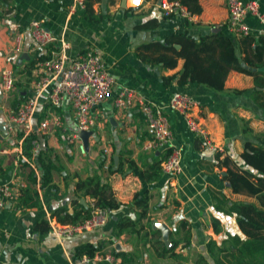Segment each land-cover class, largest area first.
Wrapping results in <instances>:
<instances>
[{"label": "crops", "instance_id": "0c3cea01", "mask_svg": "<svg viewBox=\"0 0 264 264\" xmlns=\"http://www.w3.org/2000/svg\"><path fill=\"white\" fill-rule=\"evenodd\" d=\"M72 1L0 0V71L9 66L16 75L8 92L2 89L0 78V180L15 183L22 179L23 189L38 191L35 205L23 204L18 195L0 209V264H194L200 255L215 264L208 255L207 241L213 238L220 243L234 233L244 237L230 208L234 201L254 197L232 190L222 174L226 167L216 163L214 154L219 150L221 157L228 155L238 166L248 168L240 153L245 141L258 137L264 141V106L260 103L264 102V85H256L252 74L236 69L228 72L221 90L197 82L180 85L175 80L164 81L163 76L179 72L183 58L178 57L173 67L162 66L154 58L166 51L161 44L175 32L187 30L199 38L218 28L229 34L226 0H199L201 11L192 13L190 23L180 15L164 14L162 0H142L135 6L130 0H85L83 7L70 10ZM256 1L264 14V0ZM34 19H40L58 36H65L70 55L86 46L98 50L114 79L109 95L90 110L93 133L88 149L78 134L74 136L76 119L68 98L58 107L48 103L54 81L38 99L30 154L24 150L20 126L10 121L15 98L28 97L35 82L45 75L37 61L28 73L27 60L57 46L49 44L36 50L30 30ZM244 20L251 26V34H264V21L249 12ZM234 36L238 41L239 35ZM152 42L157 44L144 49ZM22 52L30 57L19 61ZM259 67L255 70L264 69V65ZM259 75L264 77L263 73ZM173 90L186 92L195 100L193 112L206 125L212 144H203L178 111L164 107L172 142L180 151L181 169L170 176L160 167L158 176L147 177L150 165H158L169 148L143 147L150 132L138 100L165 105ZM121 93L134 103H118ZM51 113L60 114L61 122H51L41 131L37 126ZM243 120L249 126L247 131L243 130ZM39 154L56 166L51 170V182L56 187L46 193L40 185L43 167ZM120 159L122 171L116 170ZM29 171H33L34 180L29 179ZM92 174L102 175L122 203L108 211L101 226L56 238L45 224L46 216L55 211L73 212L74 198L79 202L83 198L82 204H88L91 198L78 195L74 183ZM143 195L148 196L145 216L140 215V207L134 202ZM122 217L135 224L119 231L117 221ZM40 221L43 225L36 228ZM153 222L167 225L169 246L161 230L152 227ZM157 238L166 247L173 246L177 258L156 255ZM118 239L124 249L114 246ZM85 242L96 247L94 254L85 260L74 258L75 247ZM106 254L114 259L106 260Z\"/></svg>", "mask_w": 264, "mask_h": 264}, {"label": "trees", "instance_id": "16d2710c", "mask_svg": "<svg viewBox=\"0 0 264 264\" xmlns=\"http://www.w3.org/2000/svg\"><path fill=\"white\" fill-rule=\"evenodd\" d=\"M177 1L185 6L190 13L201 11L202 7L199 0ZM185 20L186 23H190L188 18H185ZM156 44L157 42H152L144 45V49ZM161 47L166 51L161 52L154 59L160 62L162 66L173 67L176 65L178 57L183 58L180 71L163 76L164 81L175 80L180 85L197 82L215 90H221L224 88L228 72L231 69H236L252 74L256 85H264V77L259 75L263 73L264 76V69L251 70L241 64V61H244L245 64L252 67L264 65V34H241L237 41L235 36L233 37L223 30L213 31L201 35L199 38H195L185 30L170 35L165 44H161ZM49 54L50 50L45 54L39 53L36 58L27 60L25 64L26 71L29 73L30 68L34 66L37 59H44ZM20 97L15 98V106L23 100ZM260 103L264 106V102ZM243 121V130H249V126L245 124V120ZM33 138H35V133L31 132L23 142L24 150L28 154H30ZM256 141H245L243 150L240 153L242 159L248 164V168L238 166L228 155L221 157L220 151H215L216 163L219 166L226 167L223 177L228 181L232 190L254 197V200L234 201L230 208L234 212L237 225L244 237L223 238L220 243L213 238L207 241L208 255L214 260L215 264H264V141L260 140L259 137ZM41 156L39 154L38 158L43 167L40 185L45 188L44 193H46V190L51 191L52 187H56L51 182V170L56 166L50 160L45 162ZM116 170H123L121 159ZM150 171L151 173L146 175L147 177L158 176L160 162H158V165L151 164ZM29 174V179L34 180L33 171H29ZM74 188L78 195L89 196L96 205L104 207L108 211L115 209L122 203L116 199L110 183L104 180L100 174L78 178L74 183ZM19 197H21L23 204L35 205L38 201V191L35 188L27 187L20 192ZM73 201L75 204L73 212L63 211L61 213V211H55L52 212V215L63 222H76L89 215V203L82 204L76 198ZM134 202L140 207V215L145 216L148 207V196L136 197ZM43 223V221H40L35 227L39 228ZM45 224L49 228L48 223L45 222ZM133 224H135L133 220L122 217L117 221V229L120 231ZM155 242L157 243L156 255L169 254V256L177 258L173 246L166 247L164 241L158 238ZM152 245L154 246V243ZM95 249L96 247L90 242L79 244L75 247L73 257L92 256ZM165 264H181V262ZM194 264H210V262L203 255H200Z\"/></svg>", "mask_w": 264, "mask_h": 264}, {"label": "built area", "instance_id": "2783aa9c", "mask_svg": "<svg viewBox=\"0 0 264 264\" xmlns=\"http://www.w3.org/2000/svg\"><path fill=\"white\" fill-rule=\"evenodd\" d=\"M85 0H73L70 4V10L77 6L83 7ZM142 0H130L132 6L139 5ZM228 9L227 25L229 32L234 35L247 34L252 31L251 26L244 20L246 13L254 14L260 21H264V14L260 11L256 0H226ZM160 6L164 14H176L184 18H192L185 6L177 0H162ZM31 33L36 43V50L45 48L49 44H56L49 56L37 60V65L42 68L45 75L35 82L32 93L21 100L10 114V121L18 124L21 131V139L28 136L36 127L34 116L41 91L50 85L47 99L53 107L61 105L65 98H68L70 107L76 119L77 130L74 136H77L79 130L89 129L93 124V116L90 110L94 104L105 99L113 84V77L108 72L101 53L92 48L84 47L83 50L75 55L67 53L69 42L63 35H57L46 28L40 19H34L30 23ZM1 86L4 91L13 88L16 75L13 68L9 66L2 67L0 71ZM121 105H132L134 100L124 94L118 97V103ZM140 109L144 114L150 136L144 142L146 149L168 146V150L160 162L162 172L168 175H176L181 169V155L179 149L173 144V133L169 120L164 113V107L178 111L189 128L194 134L200 137L202 143L211 146L212 141L209 131L200 118L194 114L195 100L186 92L173 90L165 105L156 104L150 101L138 100ZM59 124L61 116L57 113H51L39 123L37 128L45 131L50 123ZM37 145V144H36ZM24 181L19 179L15 183H8L0 180V209L5 205L8 199L15 198L24 188ZM90 213L88 216L76 222H63L56 216H46L49 230L56 237L61 239L65 236L90 230L104 224L108 217V210L96 205L91 199L89 202ZM88 255H83L81 259H88ZM106 260H113L112 254L104 255Z\"/></svg>", "mask_w": 264, "mask_h": 264}, {"label": "water", "instance_id": "95a60500", "mask_svg": "<svg viewBox=\"0 0 264 264\" xmlns=\"http://www.w3.org/2000/svg\"><path fill=\"white\" fill-rule=\"evenodd\" d=\"M214 31H218V28L213 29ZM29 54L27 52H22V54L19 56V61H21L23 58H29ZM241 64L244 65V67L251 69V70H255V69H261L262 67H252L249 66L247 64L244 63V61H241ZM93 133L92 129H81L78 132V136L81 138L82 140V145L84 148L88 149L89 148V143H88V138L89 136ZM115 161L117 160V155L114 156ZM222 174H225V171H222ZM80 202L83 203L84 200L83 198L80 199ZM152 227H158L161 230V234H162V239L165 241L166 245L169 246L170 242L168 240V228L167 225L164 224L163 222H153L152 223ZM114 246L116 247V249H124L126 246H124V244H122V241L120 239H118L115 243Z\"/></svg>", "mask_w": 264, "mask_h": 264}, {"label": "rangeland", "instance_id": "374dc122", "mask_svg": "<svg viewBox=\"0 0 264 264\" xmlns=\"http://www.w3.org/2000/svg\"><path fill=\"white\" fill-rule=\"evenodd\" d=\"M229 34L231 35V36H233L230 32H229ZM235 236H239L238 234H236V233H234V237ZM240 237V236H239ZM197 260V259H196Z\"/></svg>", "mask_w": 264, "mask_h": 264}, {"label": "snow or ice", "instance_id": "6c2138e0", "mask_svg": "<svg viewBox=\"0 0 264 264\" xmlns=\"http://www.w3.org/2000/svg\"><path fill=\"white\" fill-rule=\"evenodd\" d=\"M137 2H138V0H137Z\"/></svg>", "mask_w": 264, "mask_h": 264}]
</instances>
